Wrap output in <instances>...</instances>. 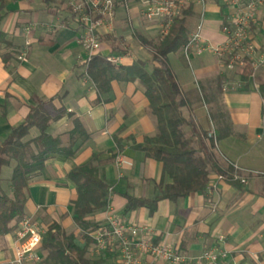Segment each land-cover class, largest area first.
Returning a JSON list of instances; mask_svg holds the SVG:
<instances>
[{"label": "crops", "instance_id": "0c3cea01", "mask_svg": "<svg viewBox=\"0 0 264 264\" xmlns=\"http://www.w3.org/2000/svg\"><path fill=\"white\" fill-rule=\"evenodd\" d=\"M69 2L9 0L1 23L9 43L0 44V141L39 100H45L53 117L60 115L48 133L60 137L65 148L71 134L78 136V129L85 132L76 138L73 157L66 152L51 155L41 174L32 179L26 215L44 230L57 221L69 232L78 231L83 244L70 209L77 190L67 173L96 159L100 176L111 187L112 208L131 223L152 227L156 242L165 241L192 258L218 247L226 251L229 264H264V62L254 65L252 61L254 72L243 82L240 65L230 69L226 57L200 51L199 44L190 49L188 58L183 50L169 53L168 64L186 100L185 116L203 131L215 132L217 145L212 155L218 170L204 192L176 201L161 200L154 213L146 207L126 213L127 195L153 198L157 193L162 164L136 148L155 135L157 119L139 81L113 80L108 92L99 93L85 73L87 54L79 41L83 29L69 10ZM194 6L198 16L189 20L191 34L202 15L201 7ZM226 16L222 0L207 1L202 41L225 42L222 26ZM251 32L260 57L264 6ZM139 36L157 39L160 23L143 17L139 0H117L113 31H99L104 55H123L120 64L145 60L151 70L153 48ZM8 52L12 56L5 62L3 54ZM36 135L37 131L31 133V138ZM119 157H123L121 166L117 165ZM233 164L239 166L237 172L247 178V184L229 180L236 172ZM6 171L12 174L13 165L3 169V185L10 178L4 176ZM91 219L102 223L105 211ZM14 248V232L0 237V264H11ZM104 257L108 264L116 255Z\"/></svg>", "mask_w": 264, "mask_h": 264}, {"label": "trees", "instance_id": "16d2710c", "mask_svg": "<svg viewBox=\"0 0 264 264\" xmlns=\"http://www.w3.org/2000/svg\"><path fill=\"white\" fill-rule=\"evenodd\" d=\"M8 3L9 0H0V44L3 45L9 43L7 34L1 29ZM69 10L76 18L71 7ZM197 16L194 4H190L175 18L166 36L154 40L139 36L142 43L153 48L155 64L151 70L147 68V61L141 59L130 64L110 63L102 51V45L91 60L83 63L86 75L101 94L111 89L113 80L139 81L149 101V110L157 119L155 135L136 145L146 157L162 164V177L155 185L157 193L153 198L127 195L126 213L140 207L154 213L161 200L176 201L204 192L210 187L212 173L218 170L212 155L216 149L215 141L193 119L185 116L183 108L186 100L167 59L169 53L182 51L188 43L191 36L189 20ZM11 56L9 52L4 53L3 60L7 62ZM245 62L241 68L243 82H247L254 72L252 60L246 58ZM58 116L53 117L46 108L45 100H39L35 106H31L24 121L13 127L8 136L0 141V237L15 232L26 216L29 184L44 170L48 158L65 152L69 157L75 155L73 146L76 138L85 132L78 129V136L71 134L70 145L65 148L60 137L48 133L51 122ZM33 129L37 135L31 138ZM95 160L76 165L67 173V178L77 190L70 209L83 244L79 241L78 231L69 232L60 222L52 221L43 236V260L39 264H105L103 255L90 253L94 243L90 232L100 224L91 217L105 211L111 202V187L100 176ZM10 165H13L12 174L7 180L10 188L7 185L8 189H4L3 169ZM232 174L229 180L242 184L234 180Z\"/></svg>", "mask_w": 264, "mask_h": 264}, {"label": "built area", "instance_id": "2783aa9c", "mask_svg": "<svg viewBox=\"0 0 264 264\" xmlns=\"http://www.w3.org/2000/svg\"><path fill=\"white\" fill-rule=\"evenodd\" d=\"M208 0H139L141 13L146 20L160 23V36H166L174 23L175 18L190 4L200 6L202 15L199 25L191 34L183 51L186 57L194 45L199 44L200 51H210L216 55L225 56L228 67L234 69L246 64L245 59L257 63L264 62V52L258 57L259 46L252 38V26L258 23L259 11L264 6V0H222L227 10L222 31L226 36L224 43L211 45L205 43L202 36L205 10ZM117 0H70L69 7L75 13L78 23L82 25L83 32L79 41L86 51V61L100 49L99 31L103 28L113 31L116 22ZM259 58V59H258ZM107 61L120 64L123 55H108ZM217 145L214 130L208 133ZM123 157L117 159L121 166ZM236 172L232 174L234 180L247 184L246 177L237 171L239 166L233 164ZM45 230L37 220L26 215L15 230L14 258L11 264H39L43 260L42 245ZM154 230L149 225H137L119 215L111 204L105 210V219L99 226L90 232L94 243L92 252L97 256L106 254L116 255L108 264H229L226 251L218 247L204 250L198 257L192 258L177 251L165 241L154 240Z\"/></svg>", "mask_w": 264, "mask_h": 264}, {"label": "rangeland", "instance_id": "374dc122", "mask_svg": "<svg viewBox=\"0 0 264 264\" xmlns=\"http://www.w3.org/2000/svg\"><path fill=\"white\" fill-rule=\"evenodd\" d=\"M223 57H225V56H223ZM34 132H36L35 130L33 131V132H31V133H34ZM31 137V136H30ZM11 173H8V171H6V172H4V176L5 177H10L11 175H10ZM7 185L9 186V188H10V183L9 182H5L4 183V189H8V187H7ZM38 222V221H37ZM39 223V222H38ZM79 240H80V237H79ZM14 258V257H13ZM12 261V260H11Z\"/></svg>", "mask_w": 264, "mask_h": 264}]
</instances>
